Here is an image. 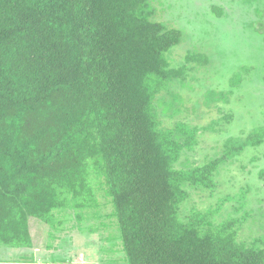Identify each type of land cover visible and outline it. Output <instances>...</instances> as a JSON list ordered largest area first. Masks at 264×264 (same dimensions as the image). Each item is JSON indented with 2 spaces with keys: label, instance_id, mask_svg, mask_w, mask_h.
Segmentation results:
<instances>
[{
  "label": "trees",
  "instance_id": "16d2710c",
  "mask_svg": "<svg viewBox=\"0 0 264 264\" xmlns=\"http://www.w3.org/2000/svg\"><path fill=\"white\" fill-rule=\"evenodd\" d=\"M154 16L150 0H0V250L34 249L31 220L53 233L68 212L82 222L102 192L119 256L106 264H264V240H238L247 192L180 217L193 194L217 190L223 165L264 144V128L177 169L198 130H161L158 109L175 117L181 97L155 101L210 59L188 53L172 68L182 35Z\"/></svg>",
  "mask_w": 264,
  "mask_h": 264
},
{
  "label": "rangeland",
  "instance_id": "374dc122",
  "mask_svg": "<svg viewBox=\"0 0 264 264\" xmlns=\"http://www.w3.org/2000/svg\"><path fill=\"white\" fill-rule=\"evenodd\" d=\"M155 11L152 22L179 31L181 44L167 55L172 68L185 65L188 53L203 54L210 65H190L187 78L171 83L155 102H169L179 109L174 117L158 109L160 129L173 131L177 123L197 128V145L185 152L177 169L197 167L222 157L229 139L245 140L264 128V0H150ZM157 108V107H156ZM264 144L248 148L223 165L217 176V190L197 192L183 206L181 218L191 210L217 208L228 196L247 192L249 214L238 240L251 246L264 240ZM98 209L83 211L78 221L74 212L60 220L65 224L53 233L48 226L30 221L35 248L0 250V262L19 260L23 264H106L119 256L111 253L109 238L117 234L112 208L97 192ZM185 211V212H184ZM232 203L223 205L221 216H232ZM228 212V213H227ZM220 221V220H218ZM54 238H51L50 235ZM49 246V248H47ZM24 256V257H22ZM18 261V262H19Z\"/></svg>",
  "mask_w": 264,
  "mask_h": 264
}]
</instances>
